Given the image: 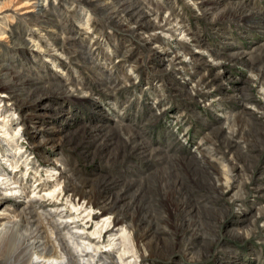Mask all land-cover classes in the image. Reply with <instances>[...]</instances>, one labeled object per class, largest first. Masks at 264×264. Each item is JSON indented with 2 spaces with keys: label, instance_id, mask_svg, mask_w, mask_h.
<instances>
[{
  "label": "rangeland",
  "instance_id": "rangeland-1",
  "mask_svg": "<svg viewBox=\"0 0 264 264\" xmlns=\"http://www.w3.org/2000/svg\"><path fill=\"white\" fill-rule=\"evenodd\" d=\"M7 174L50 247L264 264V0H0Z\"/></svg>",
  "mask_w": 264,
  "mask_h": 264
},
{
  "label": "bare ground",
  "instance_id": "bare-ground-1",
  "mask_svg": "<svg viewBox=\"0 0 264 264\" xmlns=\"http://www.w3.org/2000/svg\"><path fill=\"white\" fill-rule=\"evenodd\" d=\"M37 5L39 8L43 6L40 2ZM14 184L8 174L0 175V191L7 193L3 197L9 199L20 192L13 187ZM57 216L60 220L64 219ZM2 219L5 222H0V261L5 264H110L92 244L79 242L77 234L67 231L66 237L62 236L61 233L68 229L69 221L63 223V230H57L58 246L50 247L42 242L39 228L38 232L28 229L23 214L17 217L4 214Z\"/></svg>",
  "mask_w": 264,
  "mask_h": 264
}]
</instances>
